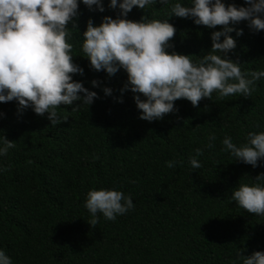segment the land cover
<instances>
[{
  "label": "trees",
  "instance_id": "trees-1",
  "mask_svg": "<svg viewBox=\"0 0 264 264\" xmlns=\"http://www.w3.org/2000/svg\"><path fill=\"white\" fill-rule=\"evenodd\" d=\"M102 2L103 12L80 3L71 29L73 60L84 69L73 79L98 93L90 105L71 111V104L61 103L57 113L67 119L51 125L30 107L18 111L15 100L0 102V135L15 145L0 156V248L12 264H241L238 253L264 250V216L229 197L237 183L264 172V162L252 167L235 160L220 141L227 134L239 144L248 131L264 130V78L254 81L249 96L214 91L196 106L178 98L175 111L141 119L131 90L120 92L125 70L108 75L90 69L83 57L79 33L88 18L98 24L118 11ZM168 11L154 0L133 6L127 18H167L175 27L169 51L198 59L210 50L214 29ZM232 27L242 32L229 33L236 41L229 58L242 71L264 68V30L252 31L244 20ZM93 78L111 93L92 86ZM210 133L216 139L206 148ZM197 147L203 151L193 169L188 157ZM99 187L130 194L134 207L114 220L98 213L96 225L90 224L85 194Z\"/></svg>",
  "mask_w": 264,
  "mask_h": 264
},
{
  "label": "clouds",
  "instance_id": "clouds-1",
  "mask_svg": "<svg viewBox=\"0 0 264 264\" xmlns=\"http://www.w3.org/2000/svg\"><path fill=\"white\" fill-rule=\"evenodd\" d=\"M80 3L101 12L105 7L102 0H0V102L15 100L18 111L30 107L38 115L46 114L49 124L56 125L67 119L57 113L61 103L71 104V111H75L82 104L90 105L98 96L81 80L73 79V74L84 73L73 60L70 42ZM153 3L154 0H108L107 6L118 10L115 16L104 15L98 24L89 17L79 33L80 48L90 69H103L108 75L125 70L127 78L120 92L131 90L140 110L139 118H162L176 110L174 101L178 98L196 106L201 98H211L214 91L219 97L234 93L249 96L255 89L254 81L264 78V68L242 71L240 63L228 56L236 43L229 33L242 32L232 25L244 20L250 30H264V0H244L239 5L226 4L225 0H159L169 6L168 16L191 18L195 24L214 29L210 32V50L198 59L169 51L175 27L167 18H127L133 6L145 8ZM217 25L219 29L214 28ZM90 84L102 87L106 95L111 93V88L100 85L96 78ZM74 101L80 103L73 104ZM215 139V133H210L204 147L212 148ZM220 143L221 151H228L235 160L252 167L258 161L264 162V130L248 131L245 142L239 144L225 134ZM14 146L12 140L0 135V156ZM202 151L197 147L188 157L193 169L200 167L197 157ZM166 164L172 167L174 161ZM229 199L249 213L264 216V172L251 182L237 183ZM84 206L90 213L88 222L96 225L98 213L114 220L134 204L131 195L119 188L99 187L88 189ZM238 255L242 257L241 264H264V250ZM0 264H12L2 248Z\"/></svg>",
  "mask_w": 264,
  "mask_h": 264
}]
</instances>
